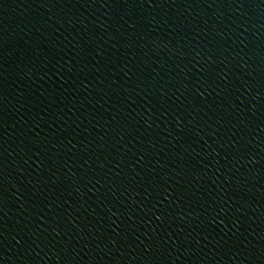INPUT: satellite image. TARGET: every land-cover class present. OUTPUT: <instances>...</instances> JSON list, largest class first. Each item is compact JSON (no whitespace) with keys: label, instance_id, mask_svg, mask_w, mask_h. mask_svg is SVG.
Instances as JSON below:
<instances>
[{"label":"water","instance_id":"water-1","mask_svg":"<svg viewBox=\"0 0 264 264\" xmlns=\"http://www.w3.org/2000/svg\"><path fill=\"white\" fill-rule=\"evenodd\" d=\"M0 264H264V0H0Z\"/></svg>","mask_w":264,"mask_h":264}]
</instances>
